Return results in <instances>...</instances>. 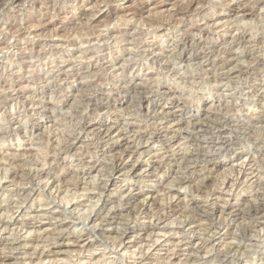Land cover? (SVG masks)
<instances>
[{"label":"clouds","instance_id":"1","mask_svg":"<svg viewBox=\"0 0 264 264\" xmlns=\"http://www.w3.org/2000/svg\"><path fill=\"white\" fill-rule=\"evenodd\" d=\"M0 264H264V0H0Z\"/></svg>","mask_w":264,"mask_h":264}]
</instances>
